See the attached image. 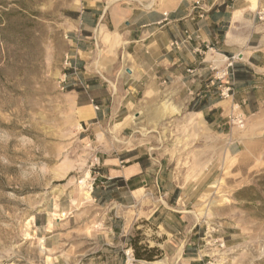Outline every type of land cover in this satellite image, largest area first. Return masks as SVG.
Segmentation results:
<instances>
[{
	"label": "crops",
	"instance_id": "obj_1",
	"mask_svg": "<svg viewBox=\"0 0 264 264\" xmlns=\"http://www.w3.org/2000/svg\"><path fill=\"white\" fill-rule=\"evenodd\" d=\"M262 1L207 0L201 18L189 0H80L67 16L61 80L95 137L93 199L109 213L95 253L70 264H124L135 238L160 250L153 264L196 259L187 179L208 175L214 145L240 151L237 121L264 104ZM229 60L225 98L212 67Z\"/></svg>",
	"mask_w": 264,
	"mask_h": 264
},
{
	"label": "rangeland",
	"instance_id": "obj_2",
	"mask_svg": "<svg viewBox=\"0 0 264 264\" xmlns=\"http://www.w3.org/2000/svg\"><path fill=\"white\" fill-rule=\"evenodd\" d=\"M79 3L0 0V264L80 262L108 220L93 199L95 137L61 80ZM261 10L264 23V0ZM237 122L240 151L214 145L208 175L187 179L200 222L191 264H264V104ZM184 148L194 162L198 147Z\"/></svg>",
	"mask_w": 264,
	"mask_h": 264
},
{
	"label": "built area",
	"instance_id": "obj_3",
	"mask_svg": "<svg viewBox=\"0 0 264 264\" xmlns=\"http://www.w3.org/2000/svg\"><path fill=\"white\" fill-rule=\"evenodd\" d=\"M192 5V9L196 12V15L198 17H205L208 11V5L207 0H189ZM192 40L191 33L187 32L185 41L189 42ZM184 41V42H185ZM183 44V42L180 41H174L172 42L173 46L180 47ZM65 63L68 62V57H65L64 60ZM234 63L233 60H229L227 65L221 68H218L217 66L212 67L213 70H215L216 78L220 80L219 86L221 87V95L223 97H230L233 92L232 84L230 83L229 77L233 73ZM228 80H223V79ZM125 262L124 264H153L151 261L139 259L135 256L134 250L132 247H129L125 250Z\"/></svg>",
	"mask_w": 264,
	"mask_h": 264
},
{
	"label": "trees",
	"instance_id": "obj_4",
	"mask_svg": "<svg viewBox=\"0 0 264 264\" xmlns=\"http://www.w3.org/2000/svg\"><path fill=\"white\" fill-rule=\"evenodd\" d=\"M131 246L137 258L147 261L154 260L155 256L159 255L160 253V250L157 247H148L145 244H140L139 238L133 239L131 241Z\"/></svg>",
	"mask_w": 264,
	"mask_h": 264
}]
</instances>
